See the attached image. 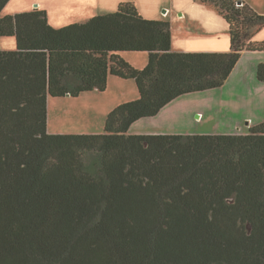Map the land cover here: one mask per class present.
<instances>
[{
	"label": "trees",
	"instance_id": "obj_1",
	"mask_svg": "<svg viewBox=\"0 0 264 264\" xmlns=\"http://www.w3.org/2000/svg\"><path fill=\"white\" fill-rule=\"evenodd\" d=\"M0 264H264V120L246 133L130 134L174 99L223 87L244 52L264 51V13L246 1L199 0L230 29L229 51H177L170 20L131 1L62 27L46 10L1 16ZM148 53L137 68L121 52ZM264 82V61L257 66ZM100 133H52L49 98L105 91Z\"/></svg>",
	"mask_w": 264,
	"mask_h": 264
},
{
	"label": "crops",
	"instance_id": "obj_2",
	"mask_svg": "<svg viewBox=\"0 0 264 264\" xmlns=\"http://www.w3.org/2000/svg\"><path fill=\"white\" fill-rule=\"evenodd\" d=\"M76 1H78V3L74 4L72 9L67 7L68 4ZM126 1L134 2L140 13L146 18L170 20L172 26V33H173L172 47L174 50L219 51V52L230 50L231 47L230 29L227 21L223 18L228 26V29L224 30L225 25H221L222 16L212 6L203 3L199 0H171L172 9L170 6H166L165 4H162L165 5V7H167L168 9H171V11L168 12L167 15H163L161 13L160 9L162 7L159 8L160 7L159 4H161V2L157 3L156 0H60V2L58 3L59 5L58 8L52 5L50 6V4L48 3L41 4L36 0H32L30 3L25 5L23 4V2L10 0L2 10L1 16L16 14L24 11H30L34 9V7H32V4L38 2L40 4L39 8L46 10L50 24H52L55 27H62L74 22L86 21L95 15L114 12L118 9L120 3ZM57 10H59L61 13L54 14V12H56ZM144 10H148V12L145 13ZM70 12H73V14H80V15L67 16V14ZM179 12L181 16H179L178 14ZM59 14H61V17L56 19V17ZM169 16L171 17L169 18ZM227 30L229 35L225 34L227 33ZM223 31H225V33ZM0 37H15V36H0ZM16 41H14L13 39L4 40V41L2 40L0 42V49L2 50L16 49L17 48ZM124 58L127 61H129L132 65L134 66L137 65L130 58L128 57H124ZM263 61H264V51L244 52L238 64L234 68L232 74L230 75V78L224 85V87L216 88L223 90L232 83L236 84L235 90L233 92V101H231V103L229 101L230 103L229 107L232 106L235 107L234 105L236 104L234 100L237 101L238 99L247 100V98H249L250 96H255L256 103L258 102V99L261 96V94L258 95L256 93L257 91H253V89H251V84H249L246 77L248 75L247 73L251 74L253 72L254 76H252V79L253 80L255 79L254 81L255 87L260 90V86L264 84V82L258 80L256 71L258 64ZM114 78L115 77L113 76L109 77L108 86L109 84H114L117 82L116 79ZM259 90L258 92H260ZM92 91H99V90L95 89ZM130 92H131L130 96L128 95L126 96V98H124V96H121L120 100H118L116 104H114L113 106L110 105L107 112L109 113L114 107H116L118 104L122 102L130 101L139 97V92L137 87L132 88ZM209 92L215 93L216 90L211 89L202 92L184 94L174 99L165 107H163L157 115L140 118L139 120L135 121L131 125L128 133L130 134L211 133L203 130L193 132L195 130L193 128H190V125L187 126L188 128L184 126L183 130H178L177 128H175L178 127L177 123L180 122L181 120L182 121L189 120L190 122H192L191 118L194 117L196 113H199L198 116L199 118L200 115L203 114L202 110H200L199 108H194V106L192 109L184 108V107L180 108L179 102H181V100H183L186 97L203 96L205 94H208ZM66 96H72V95H66ZM248 102L251 103V99ZM226 104L223 106H227ZM216 107H220V106L217 105ZM224 115H225L224 112H221V118L219 117V114L216 115L215 119L217 120L218 124L220 121L221 122L223 121L222 117ZM246 117L252 120L251 116L246 115ZM173 119L175 120V123H172ZM259 122L261 121L254 120L253 124ZM188 129H193V130L189 131ZM217 131L220 133L236 132L231 130H221V131L217 130ZM100 132L103 131L77 132V133H100ZM213 133H217V132H213Z\"/></svg>",
	"mask_w": 264,
	"mask_h": 264
},
{
	"label": "rangeland",
	"instance_id": "obj_3",
	"mask_svg": "<svg viewBox=\"0 0 264 264\" xmlns=\"http://www.w3.org/2000/svg\"><path fill=\"white\" fill-rule=\"evenodd\" d=\"M18 2H23V4H28L32 0H14ZM41 4H50V6L59 7L58 3L60 0H36ZM249 3L253 8H255L258 12L264 13V0H243ZM36 2L32 4V7L38 8L40 4ZM159 4V8L163 15H167L168 12L172 9L171 0H156ZM78 3V1L70 3L67 5L68 8L73 7L74 4ZM166 6H170L171 9H168ZM164 6V7H163ZM60 9V8H59ZM166 9V10H165ZM216 10V9H215ZM217 11V10H216ZM145 13L148 10H144ZM153 12V11H151ZM218 12V11H217ZM61 13L59 10L54 12V14ZM219 13V12H218ZM181 16L180 12L178 13ZM220 14V13H219ZM66 15V14H65ZM71 15H80L73 14L70 12L67 16ZM221 15V14H220ZM222 16V15H221ZM61 17L59 14L56 19ZM171 16H169L170 18ZM223 16L221 17V25H225L224 30L228 29L227 23L225 20L223 21ZM225 33V31H223ZM229 35L228 30L227 33ZM256 38L259 40H264V28L261 29L257 34ZM13 39L16 41L15 37H0V42L3 40ZM17 43V41H16ZM124 57L130 58L135 64L137 68H144L148 63V53L147 52H139V51H125L121 53ZM257 55V54H256ZM146 62V63H145ZM246 79L249 84H251V89L253 91H257L258 95L261 96L256 103L255 96H250L251 103L249 98L240 100H234L235 107H229L231 101H233V92L235 90V83L230 84L228 87L223 90L215 89L216 94L213 92H209L203 96H191L186 97L181 102H179L180 108H199L202 110L203 114L199 116V113H196L194 117H190L191 121H180L177 123L178 130H183L184 126L190 125V128H193L196 131H208V132H218L217 130H231L236 131L238 133H246L249 131V127L253 124V121H262L264 120V84L260 86V90L255 87L252 76H254L253 72L247 73ZM116 83L109 84L106 91H86L82 92L78 96H61V97H50L49 107H48V130L52 133H77V132H96V131H104L105 128V120L107 117V110L109 106H113L120 100L121 96H130V90L134 87H137L136 82L134 80L118 78L116 76ZM252 79V80H251ZM251 80V81H250ZM253 83V84H252ZM134 85V86H132ZM224 87V86H223ZM258 87V86H257ZM222 88V87H221ZM258 90L260 92H258ZM134 91V90H133ZM221 91V92H219ZM230 101V103H229ZM253 101V102H252ZM227 104H226V103ZM241 104H240V103ZM256 103V104H253ZM227 106H223V105ZM219 105L220 107H216ZM214 109V110H213ZM107 112V113H106ZM221 112H224V116L222 117L223 121L217 122L215 119L216 115L219 114L221 118ZM246 115L252 117L250 120ZM243 119V120H242ZM241 120V121H240ZM247 121L250 123L247 124ZM172 123H175V120H172ZM193 129H188L193 130Z\"/></svg>",
	"mask_w": 264,
	"mask_h": 264
},
{
	"label": "water",
	"instance_id": "obj_4",
	"mask_svg": "<svg viewBox=\"0 0 264 264\" xmlns=\"http://www.w3.org/2000/svg\"><path fill=\"white\" fill-rule=\"evenodd\" d=\"M37 4V3H36ZM238 4H242V0H238ZM166 10V9H165ZM67 95H71V93H68ZM250 122L247 121V124H249Z\"/></svg>",
	"mask_w": 264,
	"mask_h": 264
}]
</instances>
